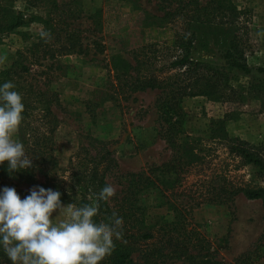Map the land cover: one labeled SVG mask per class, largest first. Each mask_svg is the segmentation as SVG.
Masks as SVG:
<instances>
[{"label": "rangeland", "instance_id": "rangeland-1", "mask_svg": "<svg viewBox=\"0 0 264 264\" xmlns=\"http://www.w3.org/2000/svg\"><path fill=\"white\" fill-rule=\"evenodd\" d=\"M192 1L30 0L28 3L26 0H0V24L3 27L12 25L19 14L32 20L14 31H0V57L4 58L0 73L9 69L19 53H23L27 58L25 64L30 68L25 83L57 94L61 107L53 110L60 121L55 133V155L60 162V175L69 177L70 160L82 147L101 142L113 152L119 164V168L108 176L109 184L115 189L111 198L113 206L121 203L131 187V174L148 171L172 158V151L162 139L157 107L159 92L130 96L124 93L127 97H121L122 90L115 80V56L131 62L133 52L147 44L174 48L177 31L188 28L194 34L191 37H194L199 56L219 58L234 31L241 27L240 34L251 47L247 53L249 66L264 68V0H220L226 10L232 4L239 10V19L234 23L228 22L222 14L215 21L211 17L203 18V11L200 12V21L185 16L176 17L172 22L159 19L165 11L183 5L188 11L198 8L188 4ZM196 1L200 8L210 0ZM55 4L62 10L54 12ZM47 18H56L54 22L59 25L55 27L56 31L61 30L59 41L57 34L47 31L43 23ZM191 20L194 21L189 23ZM42 31L51 34L47 41L40 37ZM179 53L170 50L167 55L172 60ZM232 74L235 84L245 90L251 84L264 83V74L255 70L250 75L235 71ZM182 108L185 112L184 132L210 149L207 164L202 174L194 170L182 175L179 182L175 176L161 177L169 188L176 181L174 190L162 193L156 187L157 181L155 186L139 193L135 197L137 204L146 207L143 219L151 227L173 222L175 214L170 204L178 203L185 210L188 229L200 233V246L210 248L217 261L223 264H264V210L260 200L252 201L240 195L232 204H204L196 208L186 196L178 197L181 192L201 189L198 180L211 182L215 176L222 178L214 181L216 185L229 180L239 186L264 188V175L258 167L242 165L240 159L229 155L225 142L213 139L214 130L222 129L229 138H239L255 146L264 145L261 102L251 95L241 104L199 96L185 98ZM228 113L233 114V119L223 122ZM20 130L14 136L17 141ZM5 182L4 187H13L17 186L18 180L11 178ZM41 183L43 178L37 176L33 182L18 184L20 192L17 193L23 199L33 186ZM0 189H3L1 184ZM166 254L164 264H188L186 257H177L170 251ZM146 256L147 252L134 253L131 264H146ZM238 260L242 262L237 263Z\"/></svg>", "mask_w": 264, "mask_h": 264}, {"label": "trees", "instance_id": "trees-1", "mask_svg": "<svg viewBox=\"0 0 264 264\" xmlns=\"http://www.w3.org/2000/svg\"><path fill=\"white\" fill-rule=\"evenodd\" d=\"M26 1L30 2V0ZM188 4L198 8L188 11L183 5L174 10L165 11L159 19L172 22L176 17L185 16L187 19L198 20L200 12L203 11V18L211 17V20L215 21L222 14L228 22L231 20L234 23L240 16L239 10L233 4L226 10L220 0H210L200 8L196 0ZM53 10L54 12L62 10V7L55 4ZM55 19L47 18L43 20V23L47 31H51L52 35L54 33L58 35L59 41L61 30L56 31L55 27L59 25L55 24ZM30 21L32 20H27L19 14L12 25L3 27L0 24V31H14ZM61 24L64 22L62 21ZM241 29L240 27L234 31L228 46L221 52L219 58L199 56L194 37H191L194 34H191L188 28L177 31L174 48L147 44L133 52L131 62L121 61L118 55L115 56L114 62H117L114 68L115 80L117 87L122 90L121 97H127L124 93L130 96L148 91L159 92L157 107L162 139L172 151V158L160 166L151 167L148 171L131 174L133 178L131 187L118 206L111 204V198L107 202H100L99 215L95 217L97 222L101 220L109 222L108 217L113 212L123 218V237L115 240V250L101 264H131L132 256L136 252H147L146 264H164L168 255L166 251H170L177 257H186L188 264H223L216 260L210 248L205 249L200 246L199 242L202 241L200 233L194 229H188L189 223L186 220L185 210L178 206V203L170 204L175 214L173 222L151 227L143 219L146 207L139 206L135 197L151 185L155 186L157 181L156 187L164 193L169 189L174 190L173 184L176 181H182V175L190 174L194 170L197 174L203 173L209 148L183 130L185 112L182 102L185 98L205 96L223 103L241 104L245 102L247 96L251 95L259 100L264 108V83L251 84L245 90L235 84L236 80L232 74L235 71L250 75L254 70L264 74V68L253 69L249 66L247 53L251 47L247 45L245 37L240 34ZM68 42L69 40L67 45ZM76 42H73V47ZM63 49L67 50V48ZM170 50L180 51V53L171 60L167 55ZM165 51L166 54H164ZM29 52L32 53V51ZM26 61V56L19 53L13 65L0 73V85L8 81L13 82L16 85L14 90L23 97L25 111L22 114L23 121L18 142L23 143L26 153L33 158V167L10 174L8 162L5 161L3 165H0V184L4 188V184L7 183L5 181L15 178L18 183L13 188L20 192L18 184L33 182L37 176H41L43 183L40 186L60 191L64 204L73 203L82 206L90 202V197L95 198L103 187L110 185L108 176L119 168L118 161L104 143L96 142L91 147H82L71 158L68 178L59 174L60 162L55 155V133L60 121L53 108L58 109L61 104L55 92L42 89L35 84L25 83L27 75H30V68L25 64ZM232 119L233 114L228 113L223 122ZM213 139L225 142L229 155L240 159L242 165L252 164L264 175V145L255 146L239 138H229L226 131L222 129L214 130ZM168 175L176 177L171 188L161 181V177L165 178ZM212 179L211 182L206 179L198 180L197 183L201 184V189L197 188L196 191L190 189L188 193L181 192L178 197L186 196L192 207L199 208L204 204H232L238 196L243 195L248 200H260L264 210L263 187L239 186L229 180L216 185L213 184L214 181L222 178L215 176ZM2 190L0 189V193ZM0 264H11L2 246H0Z\"/></svg>", "mask_w": 264, "mask_h": 264}, {"label": "clouds", "instance_id": "clouds-1", "mask_svg": "<svg viewBox=\"0 0 264 264\" xmlns=\"http://www.w3.org/2000/svg\"><path fill=\"white\" fill-rule=\"evenodd\" d=\"M39 35L45 41L51 36L47 31ZM15 88L11 81L0 85V165L7 161L10 174L33 167L23 143L14 139L25 111ZM29 191L23 199L13 187L0 193V246L11 264H101L115 250V240L122 239L123 218L116 212L109 222L95 220L100 202L115 195L113 186L106 185L82 206L65 205L62 193L51 188Z\"/></svg>", "mask_w": 264, "mask_h": 264}]
</instances>
